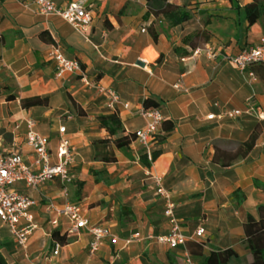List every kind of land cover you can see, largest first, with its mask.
<instances>
[{
  "label": "crops",
  "instance_id": "crops-1",
  "mask_svg": "<svg viewBox=\"0 0 264 264\" xmlns=\"http://www.w3.org/2000/svg\"><path fill=\"white\" fill-rule=\"evenodd\" d=\"M169 1L186 6L190 19L173 26L161 14L146 17L148 0H91L93 21L85 37L33 4L0 0V152L17 150L33 164L26 143L30 121L50 137L53 160L60 126L73 150L70 183L56 178L37 189L24 182L11 186L36 200L29 212L37 227L24 249L0 222V252L7 264H185L187 255L201 264L211 251L224 249L236 252L229 264L252 262L244 223L249 214L258 218V206L264 205V118L259 117L264 116V61L242 70L229 57L261 43L264 15L249 24L244 6L253 0ZM54 45L78 59L83 74L57 78L56 61L49 57ZM98 84L130 103L118 111L125 135L144 127L138 110L145 100L158 104L164 141L154 145L162 153L150 167L141 162L144 149L136 140L121 149L112 140L100 142L108 131L98 116L113 110ZM35 97L48 104L23 105ZM249 99L251 114L220 116L245 109ZM256 128L255 145L245 157L229 166L215 160L217 147L235 151ZM112 154L115 161L101 159ZM158 180L165 194L158 192ZM50 201L80 202L90 223L108 227L118 241L104 238L90 253L92 234L86 228L69 234V219L48 212ZM175 223L188 240L172 249L156 238ZM200 227L205 232L198 237ZM54 231L74 238L56 255Z\"/></svg>",
  "mask_w": 264,
  "mask_h": 264
},
{
  "label": "built area",
  "instance_id": "built-area-1",
  "mask_svg": "<svg viewBox=\"0 0 264 264\" xmlns=\"http://www.w3.org/2000/svg\"><path fill=\"white\" fill-rule=\"evenodd\" d=\"M19 1L28 7L32 4L35 5L36 10L45 16H60L76 31L87 37V32L90 30L93 21L90 8L91 0H69L65 4H58L54 0ZM49 57L56 61L57 78H64L76 73L83 74L78 59L67 57L60 46L54 45L49 52ZM229 59L242 70L251 64L264 61V38L260 44L247 46L241 53L231 56ZM250 75L254 76V73L251 72ZM175 87L179 88V84H176ZM96 88L106 96L111 110L118 112L120 104L124 108L130 107V103L122 102L119 94L112 87L98 84ZM254 109L252 100L249 99L245 109L225 110L220 116L239 117L244 114H251ZM138 113L146 123L144 127L135 131V140L143 147L148 160L152 161L154 151L152 141L164 117L157 107L142 106ZM214 117H216L215 114L207 115L209 119ZM259 117L264 118L263 113H260ZM65 130V126L59 127L60 137L55 160H53L50 151V137L36 130L33 121L29 122V128L26 132V143L31 147L34 154L32 165H27L22 154L17 150L9 153L0 152V222L7 226L17 244L24 249H27L30 235L37 227L32 214L29 212L30 207L36 205V200L26 193L12 190L11 186L17 182H24L27 187L37 189L45 181L56 178L64 184L72 181L69 165L72 161L73 150L69 138L65 135ZM158 184L160 185L158 192L165 194L166 190L160 180H158ZM47 210L48 212L55 211L58 215L66 216L69 219V234H76L81 228L88 229L92 234L89 246L92 254L99 249L102 239L109 238L112 243L118 241V238L111 234L108 227L90 223L84 215L83 205L80 202L67 201L63 206H58L50 201L47 204ZM57 222V219L53 220V223ZM204 232L205 229L200 227L196 231V236L201 237ZM156 240L172 249H177L186 245L188 239L181 231L179 224L175 223L168 234L159 236ZM60 246L61 244L57 242L53 251L54 255L58 254ZM185 264H195L190 255L186 256Z\"/></svg>",
  "mask_w": 264,
  "mask_h": 264
},
{
  "label": "trees",
  "instance_id": "trees-1",
  "mask_svg": "<svg viewBox=\"0 0 264 264\" xmlns=\"http://www.w3.org/2000/svg\"><path fill=\"white\" fill-rule=\"evenodd\" d=\"M244 11L249 24L254 25L264 15V0H253L250 3H247L244 6ZM150 14L163 15L173 26L182 24L191 17V13L187 10L186 6L177 5L169 0H148V11L145 16L147 17ZM151 32L154 39H157V34L153 28L151 29ZM22 103L25 107L33 105H47L48 99L35 97L23 100ZM144 106L157 107L158 104L150 100H145ZM98 120L100 122V127L105 128L108 131V137L100 140L101 143L112 140L116 147L121 149L129 146L132 141L135 140V132L127 135L123 133L124 128L118 112L113 111L109 114L99 115ZM164 124L165 120L163 119L159 128H163ZM171 124L173 126L172 122ZM159 128L152 141L154 145H159L164 141ZM257 136L258 129L256 128L252 132L249 139L242 142L235 151H228L217 147L215 151V160L219 161L224 166L231 165L236 159L245 157L253 149ZM161 153V149H154L152 161H149L147 155L144 153L140 155V160L144 165L150 167L152 162L155 161ZM101 159L106 162H111L115 161L116 157L114 154L110 156L103 155ZM127 210L128 209L125 206L122 207V212L125 213ZM244 226L247 235L248 247L251 249L253 254V260L250 264H264V205L258 206V218L252 214L247 216ZM52 237L60 244H67L74 240L73 237H70L67 234L61 235L58 231H54L52 233ZM235 255L236 252L233 249L213 250L204 258L201 264H229L230 260L235 257ZM0 264H7L5 257L1 252Z\"/></svg>",
  "mask_w": 264,
  "mask_h": 264
}]
</instances>
